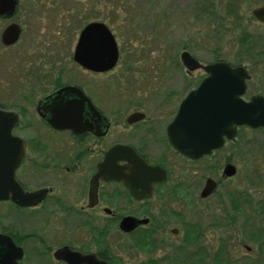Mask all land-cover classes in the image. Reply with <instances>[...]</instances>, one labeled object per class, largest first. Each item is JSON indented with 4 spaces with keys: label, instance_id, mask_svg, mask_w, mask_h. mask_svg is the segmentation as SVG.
<instances>
[{
    "label": "flooded vegetation",
    "instance_id": "1",
    "mask_svg": "<svg viewBox=\"0 0 264 264\" xmlns=\"http://www.w3.org/2000/svg\"><path fill=\"white\" fill-rule=\"evenodd\" d=\"M263 3L264 0L249 9L251 19L259 24L264 22L257 20L251 14V9ZM19 6L20 1L17 0L12 14H0V43L3 47L13 46L23 32L22 25L15 19ZM9 25L18 27V35L13 43L4 44L1 33ZM243 34L250 38L245 32ZM253 46L254 43L249 47ZM182 51L187 50L182 48L180 52ZM179 55L178 62L189 75L193 70H185ZM119 56L120 50L117 46V60L111 69L116 66ZM74 63L90 77H97L111 70L93 71ZM241 65L246 68L250 78V71L244 64ZM248 79L245 81L244 94ZM57 80V77L53 80V88L41 92L35 98L31 121L30 117L23 119L26 109L22 113L20 108L14 109L0 104V108L15 111L18 118L17 124L11 130V135L19 138L22 151L21 160L14 170L15 181L25 193L44 189L42 198L33 205H17L9 198L0 200L2 252L10 249L7 242L9 238L21 251L17 264H66L54 256V252L63 246L83 254L91 253L109 264H125V256L131 259L136 251L141 250L150 255L161 250L163 254L158 257L148 256L136 264H264L263 127L237 126L234 136L223 137L219 148L198 158H190L171 147L167 140L166 127L176 114L180 101L200 80L171 107V102H162L161 107L128 109L124 114L118 107L112 113L104 111L102 103L97 101V94L99 89H103V84L97 82V79L90 82L88 76H83L80 85ZM40 85L39 80L37 85H30L25 99L38 94L41 91ZM65 85H75L82 91L100 116L105 118V129L98 126V123H93L94 117L86 116L89 123L87 127L90 128L74 133L68 128L51 126L39 115L37 106L40 99ZM24 86L23 84L22 88ZM255 94L264 97L263 93L254 92L244 99ZM237 136L245 148L257 147L258 152L243 158L242 187L225 193L219 189L224 188V181L237 172L234 162L225 155L218 171L215 164H209L207 160L225 149L228 143H234ZM116 144L131 148L147 164L161 167L165 171L163 180L152 183L147 190L145 182L129 188L120 179L94 177L99 163L103 161L104 153ZM17 148L18 144L12 145L9 152L15 154ZM121 155L122 153H118L113 157L117 158L116 164L127 165V160L118 159ZM228 164L234 168L229 175L224 172ZM112 168L107 167V171L110 172ZM157 178L160 179L161 176L158 175ZM207 180H211V189L202 196L201 191ZM2 184L0 179V189ZM209 198H217L215 205L222 212L220 219L223 218V223H212L207 228L210 233H216L212 236L216 242L213 252L206 255L199 247L203 238H200L196 225L187 229L180 243L168 245L165 237L155 236L159 232V226L153 223H165L162 221V212L176 210L182 223H185V212L195 210V202ZM152 212L159 214L155 218ZM124 217L145 219V222L132 228H128L125 222L123 228L120 223ZM71 223H79L80 230L84 232L77 245L72 243L68 234V225ZM73 226L76 227V224ZM167 232L176 236L180 230L177 226H171ZM111 233L114 235L113 240L110 238ZM60 237L63 240L54 245V241Z\"/></svg>",
    "mask_w": 264,
    "mask_h": 264
},
{
    "label": "rangeland",
    "instance_id": "2",
    "mask_svg": "<svg viewBox=\"0 0 264 264\" xmlns=\"http://www.w3.org/2000/svg\"><path fill=\"white\" fill-rule=\"evenodd\" d=\"M19 1L15 19L23 32L13 46L3 47L0 43V104L20 108L21 112L26 109L23 119L30 117L31 121L35 98L53 88L56 77L58 82L78 85L83 76H88L90 82L95 79L102 82L97 101L106 113L117 107L123 114L128 109L157 108L162 102H171V107L204 75L201 69L189 75L184 72L178 62L182 48L202 64L216 59L244 64L250 71L244 98L254 92L264 94V24L254 22L249 15V9L263 0H237L236 18L225 16L224 0H73L74 4L71 0ZM91 19L108 24L120 50L116 66L97 77H90L71 59L78 31ZM241 32L248 34L254 43L248 50L237 42ZM139 77L141 80L137 81ZM38 80L41 91L25 99L30 85H37ZM257 152V147L245 148L237 136L234 143H228L207 160L219 171L226 155L237 168L235 175L224 181L221 192L242 187L243 158ZM215 202L217 198L195 202L193 208H197L185 212V223L176 210L162 212L165 223H153L159 226L155 236L165 237L168 245L180 243L187 229L196 225L203 238L199 247L208 255L214 250L216 242L212 236L216 233L207 228L212 223H223L222 212ZM152 213L155 218L159 214ZM78 225H68L74 245L79 244L84 234ZM171 226L179 227L180 233L176 236L168 233ZM113 236L111 233V240ZM62 240L57 238L54 245ZM161 254V250L152 255L141 250L131 259L125 256L123 260L125 264H136L148 256Z\"/></svg>",
    "mask_w": 264,
    "mask_h": 264
},
{
    "label": "water",
    "instance_id": "3",
    "mask_svg": "<svg viewBox=\"0 0 264 264\" xmlns=\"http://www.w3.org/2000/svg\"><path fill=\"white\" fill-rule=\"evenodd\" d=\"M16 2L0 0V14H12ZM251 14L264 22V3L252 8ZM18 31L16 25L7 26L1 33V41L4 44L13 43ZM179 58L187 72L201 69L205 75L180 101L176 114L166 127L168 143L174 150L184 156L198 158L219 148L223 137L232 138L237 126L264 129V97L259 94L248 99L243 97L245 81L249 78L243 65L231 64L222 59L202 64L187 51L180 52ZM72 60L93 71L105 72L111 69L117 60V45L109 27L97 20L84 24L78 31ZM37 108L39 115L48 124L59 129L68 128L74 133L90 128L87 127L89 123L86 116L94 117L93 123H98L103 129L107 125L105 118L100 116L90 100L75 85H65L40 99ZM17 120L15 111L0 108V179L3 182L0 200L9 198L17 205L27 206L37 203L44 189L25 193L14 179V170L22 154L19 138L11 135ZM14 143L18 144L17 152L11 154L9 149ZM118 153H122L118 159L127 160V165L116 164L117 158L113 157ZM109 166L113 167L110 172L107 171ZM233 171L232 165L225 166L226 174H232ZM164 174L161 167L147 164L131 148L116 144L104 153L94 177L120 179L129 188L145 182V188L149 190L152 183L163 180ZM210 181H206L202 196L211 189ZM125 222L128 228H132L145 222V219L124 217L120 226L125 228ZM7 242L10 249L7 252L0 249V264H17L21 255L20 248L14 246L9 238ZM54 256L66 264H109L91 253L83 254L66 246L58 248Z\"/></svg>",
    "mask_w": 264,
    "mask_h": 264
},
{
    "label": "trees",
    "instance_id": "4",
    "mask_svg": "<svg viewBox=\"0 0 264 264\" xmlns=\"http://www.w3.org/2000/svg\"><path fill=\"white\" fill-rule=\"evenodd\" d=\"M71 1H72V3L76 2V1H73V0H71ZM237 11H238L237 0H225V2H224V13H225V16L229 17V16L233 15V17L236 18L235 15H236ZM91 20H95V19H91ZM91 20H87L84 23H86L88 21H91ZM237 42H238L239 46H243V47L246 46L245 47L246 49H249L250 48L249 46H251L253 44L250 41V38H248L242 32L238 35ZM143 264H154V263L153 262H148V263H143Z\"/></svg>",
    "mask_w": 264,
    "mask_h": 264
}]
</instances>
